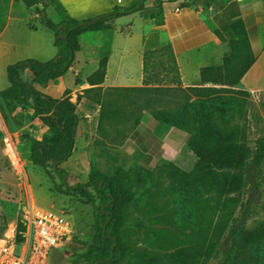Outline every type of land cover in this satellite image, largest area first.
<instances>
[{"label": "rangeland", "instance_id": "374dc122", "mask_svg": "<svg viewBox=\"0 0 264 264\" xmlns=\"http://www.w3.org/2000/svg\"><path fill=\"white\" fill-rule=\"evenodd\" d=\"M26 1L32 5L27 6L23 0H0V91L8 88V66L28 58L44 61L48 57L45 55L47 50L55 51L53 32L41 23V16L57 23L64 17L63 13L52 0ZM140 16H121L113 23L122 32L130 29L132 48L140 43V34L148 30ZM226 47L223 57L229 54L228 45ZM144 52L143 79L146 84L137 87L142 90L128 93L124 104L121 101L119 112L124 109L120 115L115 119L109 117L101 126H98V114L90 124L87 123L89 118L80 117L75 155L60 166L68 172L63 182L75 185L91 180L98 172L112 175L116 168L120 169V182L135 193L136 198L124 211L119 231L123 259L117 264H172L164 256L189 246L213 247L212 256L202 258L198 264H223V243L227 230L240 224L241 219L249 228L264 221V202L261 203L260 195L256 194L247 207L243 204L250 197L248 193L237 205L231 202L232 197L223 198L214 194L183 199L179 193L171 191V182L163 168L165 163L145 170L133 164L120 149L122 141L119 134L127 130V125L121 120L132 110L140 108L176 113L186 104L212 102L223 96L226 117L223 128H238L245 140L252 144L257 138H264V93L249 95L239 85L202 84L197 68L187 65L181 71L165 42ZM250 55L254 56L251 50L247 57ZM198 57L194 54L190 58L196 60ZM21 77L29 81L30 72L25 71ZM69 78L70 75L66 78L67 83ZM84 110H80L82 115ZM190 128L193 129L192 125ZM7 139L14 144L25 163L27 187L8 161ZM29 139L46 143L55 140L31 107L0 106V237L7 234L20 202L29 192L36 205L62 210L76 225V237L54 250L49 260V264H73L91 240L94 210L73 197L59 194L55 187L61 183L60 177L53 174L52 179L41 168L27 161ZM213 152L212 147L210 154ZM204 157L208 159L209 153L206 152ZM240 254L241 264H253L245 253L241 251Z\"/></svg>", "mask_w": 264, "mask_h": 264}, {"label": "trees", "instance_id": "16d2710c", "mask_svg": "<svg viewBox=\"0 0 264 264\" xmlns=\"http://www.w3.org/2000/svg\"><path fill=\"white\" fill-rule=\"evenodd\" d=\"M146 1L137 0L126 9L116 7L110 13L83 21L64 16L59 22L53 23L41 16V23L53 32V46L57 49L55 56L46 62L32 58L25 59L6 69L8 88L0 91V106L31 107L42 125L48 128L55 138L52 144L29 139L27 161L41 168L52 179L53 174L60 177L61 183L55 187L59 194L73 197L79 203L91 206L94 210L91 240L73 264H117L123 259L124 249L119 243V231L122 227L125 208L135 201L136 194L126 189L120 182L119 168H116L112 175L98 172L87 182L75 185H67L63 182L68 172L60 166L72 156L81 119L76 113V104L70 101L69 96L59 101L45 95L42 88L62 77L71 67L75 54L79 51L78 37L81 34L111 30L113 29L112 21L121 16L134 13L153 16L151 12L160 5L161 0H154L151 7L145 6ZM23 2L27 6L32 5L26 0ZM230 27L236 39L228 42L229 54L223 57L221 65L200 69L199 76L202 84L239 85L242 76L255 60L251 55L247 57L250 48L242 23H233ZM241 57H244L242 63L239 62ZM238 66L242 68L239 69ZM25 71L30 72L29 81L21 77ZM105 73L106 58H102L98 69L87 78V82L91 85H99L103 82ZM142 84H146L144 79ZM142 89L86 90L96 92L99 106L98 126H101L109 117L115 119L120 115L124 109L123 107L119 112L121 101L123 104L126 102L128 93ZM223 100V96H220L212 102L199 101L186 104L176 113L148 110L152 115H160L185 130L197 132L214 148L212 156L206 163L197 161L190 171H184L173 163H165L163 168L166 169L167 177L171 182L170 189L179 193L183 199L206 194L223 196V198L232 197L231 202L234 205H237L239 200L248 193L250 197L243 204L244 207L249 206L252 198L259 194L260 201L263 203L264 138H257L249 144L238 128H223V122L226 119ZM143 110L147 109L132 110L122 118L121 122L127 125V130L119 134L122 144L127 138L133 119ZM139 167L149 170V168ZM223 247V264H241V251L251 259L253 264H264V221L258 226L249 228L244 226V221L241 219L240 224L227 230ZM212 254V246L209 248L189 246L168 253L164 257L172 264H198L202 258H208Z\"/></svg>", "mask_w": 264, "mask_h": 264}, {"label": "crops", "instance_id": "0c3cea01", "mask_svg": "<svg viewBox=\"0 0 264 264\" xmlns=\"http://www.w3.org/2000/svg\"><path fill=\"white\" fill-rule=\"evenodd\" d=\"M135 1L122 0L118 4L117 0H56L54 3L65 17L83 21L110 13L116 7L124 9ZM153 1L147 0L145 6L151 7ZM151 13L153 16L145 17L134 13L142 17L143 25L148 27L140 34V43L134 48L130 29L124 32L116 29L113 25L115 19L111 30L81 34L78 37L79 51L71 67L62 77L42 88V92L59 101L69 96L76 104V113L89 118L87 123L90 124L98 114L99 106L96 92L86 90L142 86L146 49L158 48L165 42L181 71L190 65L197 68L198 74L200 68L221 64L226 45L236 39L230 26L241 22L255 60L242 76L239 87L249 95L264 93V0H161ZM54 53L56 48L53 52L47 50L45 55L48 57L41 62L50 60ZM194 54L199 55L198 59L190 58ZM102 58H106L104 80L99 85H91L87 78L98 69ZM69 75L70 82L67 83ZM83 109L86 110L84 115L80 111ZM120 149L133 164L149 169L173 163L190 171L197 161L206 162L212 156V146L197 132L185 130L148 110L135 116ZM206 152L209 153L208 159L204 157Z\"/></svg>", "mask_w": 264, "mask_h": 264}, {"label": "built area", "instance_id": "2783aa9c", "mask_svg": "<svg viewBox=\"0 0 264 264\" xmlns=\"http://www.w3.org/2000/svg\"><path fill=\"white\" fill-rule=\"evenodd\" d=\"M5 146L14 173L27 187L22 157L8 139ZM76 235L77 227L64 211L36 205L28 192L7 234L0 237V264H49L51 253Z\"/></svg>", "mask_w": 264, "mask_h": 264}]
</instances>
